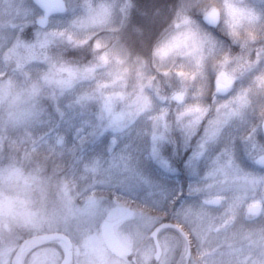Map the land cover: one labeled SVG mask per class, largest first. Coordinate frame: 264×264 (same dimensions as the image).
Returning <instances> with one entry per match:
<instances>
[{
    "label": "clouds",
    "instance_id": "clouds-1",
    "mask_svg": "<svg viewBox=\"0 0 264 264\" xmlns=\"http://www.w3.org/2000/svg\"><path fill=\"white\" fill-rule=\"evenodd\" d=\"M38 5L0 3V29L43 24ZM112 7L100 31L69 37L110 67V45L130 39ZM91 12L69 0L65 31L84 27ZM165 31L177 41L169 54L154 46L116 60L136 68L135 98L120 94L126 103L119 112L107 86L82 84L71 73L65 78L54 65L37 69L23 85L31 101L28 126L45 135L76 130L89 138L94 155L126 152L151 178L147 208L176 225L167 253L147 264H264V0H179ZM0 71L15 74L10 64ZM154 147L170 170L154 162ZM230 167L240 168L238 179L228 178Z\"/></svg>",
    "mask_w": 264,
    "mask_h": 264
},
{
    "label": "rangeland",
    "instance_id": "rangeland-1",
    "mask_svg": "<svg viewBox=\"0 0 264 264\" xmlns=\"http://www.w3.org/2000/svg\"><path fill=\"white\" fill-rule=\"evenodd\" d=\"M65 1L68 6L69 0ZM81 1L72 0L92 9L84 27L65 31L66 10L63 15L51 17L54 27L34 30L35 23H21L8 33L0 29V68L10 64L15 69V74L9 77L0 71V264L5 260L6 264H60L65 242H43L40 238L52 232L65 233L72 240L71 264H129L126 259L118 260L108 252L101 235L102 222L116 218L129 208L134 215L126 226L132 230V224L140 222L135 225L140 226L139 236H145L150 235L158 222L171 217L157 215L147 208L145 201L154 193L151 178L135 165L128 153L113 149L103 156L94 155L89 138L76 130L66 135L63 131L49 129L45 135L37 134L28 126L31 101L23 85L41 67L54 65L65 78L71 73L79 77L82 84L92 82L107 86L116 93L112 103L119 106L117 112L126 103L117 98L120 94L135 98V66L116 63L117 59L127 61L129 55H135L128 42L110 45L111 67L95 60L86 62L84 67H73L69 64L71 61L65 64L54 59V46L67 44L65 41L73 46L75 43H71L69 37L75 41L79 35L98 32L107 25L114 5L118 6L115 8L119 13L118 25L125 24L128 0ZM13 2L22 5L23 0H0V3ZM32 3L35 4L33 0ZM38 10L40 16L39 7ZM23 12L22 8L16 9V13ZM232 15L239 22L240 12L234 9ZM169 37L170 33L166 32L153 45L162 56L177 46V41ZM92 57L91 53L90 59ZM86 68L91 71L85 73ZM43 168L55 177L58 185L57 189H52L54 196L47 200L40 197L41 191H36L40 189V178L36 176L41 175ZM145 224L151 225V231L145 232ZM123 230L131 241L127 227ZM167 236L165 234V241ZM150 251L154 252L155 248Z\"/></svg>",
    "mask_w": 264,
    "mask_h": 264
},
{
    "label": "trees",
    "instance_id": "trees-1",
    "mask_svg": "<svg viewBox=\"0 0 264 264\" xmlns=\"http://www.w3.org/2000/svg\"><path fill=\"white\" fill-rule=\"evenodd\" d=\"M178 2L179 0H128L129 9L126 11L125 24L129 26L130 39L128 43L133 47L135 54L152 48L166 34L165 28L167 22L171 18L175 5ZM142 16L144 17L142 18ZM29 29L31 30V27ZM33 29L43 30L44 28L35 24ZM28 41L27 44L30 45ZM65 42L67 44L63 43L61 46H54L52 48L54 50L52 52L55 54V58H53L58 63L65 62L66 64L71 61L69 64L73 67H84L86 62L94 60L93 57L90 59L91 51L86 45L75 43L73 46H70L69 41ZM40 171L41 175L36 176L37 179L40 178V189L36 188V191H41L39 192L40 197L47 200L51 196H54L55 191H52V189H57L58 185H56L57 181L55 177L46 173L45 168ZM43 191H46L44 195Z\"/></svg>",
    "mask_w": 264,
    "mask_h": 264
},
{
    "label": "water",
    "instance_id": "water-1",
    "mask_svg": "<svg viewBox=\"0 0 264 264\" xmlns=\"http://www.w3.org/2000/svg\"><path fill=\"white\" fill-rule=\"evenodd\" d=\"M35 3V0H33ZM38 7L42 11V15L37 17V20H42L43 24L36 23L43 28L47 27L50 23V18L55 14L65 13L67 10V4L65 0H39ZM132 212L129 211V215ZM119 221L105 220L101 224L102 237L108 247V249L115 255L124 256L131 253V249L126 246L117 236L115 232V225ZM174 226L170 222L160 224L154 231L153 235L157 236V231L166 226ZM43 242L48 241H63L66 244L65 255L60 264H70L73 259V244L68 235L62 232L45 233L40 236ZM157 240V239H156ZM160 247H158L159 250ZM20 264V263H18Z\"/></svg>",
    "mask_w": 264,
    "mask_h": 264
},
{
    "label": "flooded vegetation",
    "instance_id": "flooded-vegetation-1",
    "mask_svg": "<svg viewBox=\"0 0 264 264\" xmlns=\"http://www.w3.org/2000/svg\"><path fill=\"white\" fill-rule=\"evenodd\" d=\"M126 215H127V211L125 213H121L119 216L114 218L119 221V223L116 224L115 230L120 240L131 249V253L130 255L116 257L118 260L122 261L123 259H126L129 262V264H138V260H139V261H142V264H147V260L149 257H151V259L154 260L157 254L165 255L167 253L168 249L165 244L166 242L165 234L169 235L171 232L175 230V225H176L175 219L170 217V218H166L158 222L156 226H159L160 224L166 223V222H170L174 224V226L172 225V226H166V227L161 228L157 232V235H158L157 238H155L153 236V233L155 231L156 226L153 228L154 231L152 230L153 233L152 231L150 232V235H147L146 233L145 236H139L138 230L140 226L135 225V223L140 224V222H134V224H132L133 225L132 230H130L129 227L126 226V224L130 221V219L125 218ZM114 219H111V220H114ZM126 227H127V232L131 235L132 242L129 241V239L127 238L128 234L126 235L125 231L123 230ZM156 239H158V241ZM147 241L151 242L150 247H146ZM153 247L155 248V251L151 252L150 250L153 249ZM158 247L160 248L158 250L159 252L157 253ZM6 263H7V260L4 261V264Z\"/></svg>",
    "mask_w": 264,
    "mask_h": 264
},
{
    "label": "snow or ice",
    "instance_id": "snow-or-ice-1",
    "mask_svg": "<svg viewBox=\"0 0 264 264\" xmlns=\"http://www.w3.org/2000/svg\"><path fill=\"white\" fill-rule=\"evenodd\" d=\"M229 154L231 155V151ZM152 159L158 165L159 168L164 169V170H170L169 162L160 155V153L156 147L153 148ZM239 162L241 164L246 163V161L244 159V153L240 154ZM229 165H231V160H229ZM239 174H240V168L239 167H230V172H229L228 178L238 179Z\"/></svg>",
    "mask_w": 264,
    "mask_h": 264
},
{
    "label": "bare ground",
    "instance_id": "bare-ground-1",
    "mask_svg": "<svg viewBox=\"0 0 264 264\" xmlns=\"http://www.w3.org/2000/svg\"><path fill=\"white\" fill-rule=\"evenodd\" d=\"M73 258H74V256H73ZM73 260V259H72Z\"/></svg>",
    "mask_w": 264,
    "mask_h": 264
}]
</instances>
